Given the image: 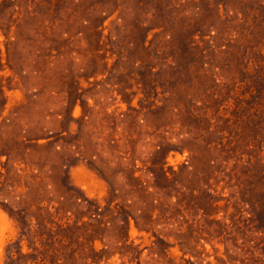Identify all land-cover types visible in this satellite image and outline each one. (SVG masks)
I'll use <instances>...</instances> for the list:
<instances>
[{"label":"rangeland","instance_id":"374dc122","mask_svg":"<svg viewBox=\"0 0 264 264\" xmlns=\"http://www.w3.org/2000/svg\"><path fill=\"white\" fill-rule=\"evenodd\" d=\"M0 264H264V0H0Z\"/></svg>","mask_w":264,"mask_h":264},{"label":"trees","instance_id":"16d2710c","mask_svg":"<svg viewBox=\"0 0 264 264\" xmlns=\"http://www.w3.org/2000/svg\"><path fill=\"white\" fill-rule=\"evenodd\" d=\"M18 221V220H17ZM18 223H20L19 221H18ZM136 224H137V222H136ZM138 226H139V224H137Z\"/></svg>","mask_w":264,"mask_h":264}]
</instances>
